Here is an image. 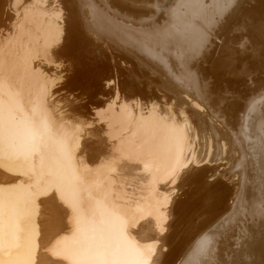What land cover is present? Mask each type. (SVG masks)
I'll use <instances>...</instances> for the list:
<instances>
[{
  "label": "bare ground",
  "instance_id": "1",
  "mask_svg": "<svg viewBox=\"0 0 264 264\" xmlns=\"http://www.w3.org/2000/svg\"><path fill=\"white\" fill-rule=\"evenodd\" d=\"M0 264H264V0H0Z\"/></svg>",
  "mask_w": 264,
  "mask_h": 264
}]
</instances>
